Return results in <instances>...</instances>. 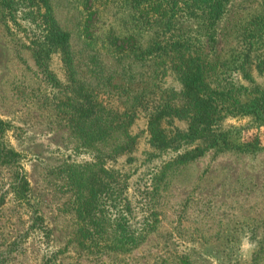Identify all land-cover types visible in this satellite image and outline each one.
I'll return each mask as SVG.
<instances>
[{
  "label": "rangeland",
  "instance_id": "374dc122",
  "mask_svg": "<svg viewBox=\"0 0 264 264\" xmlns=\"http://www.w3.org/2000/svg\"><path fill=\"white\" fill-rule=\"evenodd\" d=\"M167 1L171 18L133 0H47L68 34L51 45L38 0H0L3 141L27 183L16 191L0 164V264H264V121L221 113L227 141L246 149L188 160L202 140L185 138L188 97L162 49L183 40L170 60L199 67L224 105L259 97L264 36L250 30L264 31V0H227L215 42L196 5ZM83 93L121 128L73 132Z\"/></svg>",
  "mask_w": 264,
  "mask_h": 264
},
{
  "label": "trees",
  "instance_id": "16d2710c",
  "mask_svg": "<svg viewBox=\"0 0 264 264\" xmlns=\"http://www.w3.org/2000/svg\"><path fill=\"white\" fill-rule=\"evenodd\" d=\"M181 1L184 5H186V7L195 9V5L197 6V10L200 11L199 15L201 16H199L200 18H198V24L202 25L206 29L208 40H210L209 42H215L217 36L216 24L219 20V17L223 14L224 4L227 0ZM38 2L41 4V7L44 8V19L47 15V20L45 19V23L47 27L48 42L51 45L67 44L68 34L58 30L55 25L52 24V21L49 18L50 15L47 0H38ZM133 4V8L135 10L147 9L148 12L144 14H148V17L155 15L160 17L168 16V18H171L172 16H174V14H176V11L174 10L171 2L167 0H133ZM163 5H165L167 8L163 9ZM201 20H203L204 24L201 23ZM253 23L258 26L257 20H255ZM250 33L252 34V36L250 37H252V39H254L255 41L261 40V38H263L264 36L263 30H250ZM178 41L181 42L183 40L180 39L171 43L169 42L170 44H167L166 47L168 48L169 46H175L177 45L175 43H177ZM182 44H185L187 47H189L188 50H191V48H193L196 52L201 50L203 47L197 45L198 49H196L194 48L193 44H191V42H185ZM166 47L162 48L164 51L163 56H165L168 61L174 64L173 68L179 69L183 95L185 98L188 97L187 100L189 101V107L180 112H185L188 119L185 138L190 141L201 139L203 145L200 149L192 150L188 160L199 157L204 151L208 149H236L238 151H244L246 149V145H243V147L239 145H231V143L227 141L226 134L222 133L221 129H219V125H216V123L217 121L222 119L223 116L221 117V113H223V115L226 114L231 116L237 113L241 115H252L253 118H255V121H264V93H262L259 97H252V99H250L249 101L237 103L234 100H229V102H227V105H224L222 103L228 100L227 97L223 98L224 95L222 93H215L209 90L207 86L208 82L203 79V73L200 68H191L189 69V71H185L184 69H181V67L178 68V66H175L176 64L170 60L168 54L171 53L174 58H179V56L184 55V53H179L176 56L172 49H167ZM200 62L201 64H203L202 61ZM200 67L203 68L202 65H200ZM235 87H237L236 89H241V86L236 85ZM76 94L80 96L79 90H77ZM79 106L80 107L77 116L83 122L81 123V125L71 126V130L73 132H79L80 134L86 133L90 137L94 138H105L113 130L115 131L121 128L120 125H115L112 122V118L116 115H113L110 109H106L105 107L100 106L95 102H91V100L88 99V95L86 93H83V100L80 102ZM97 113H99L98 116ZM218 113L220 116L217 115ZM90 117H94L95 119L93 125L89 121ZM105 117L109 121H102ZM6 128L7 125L5 124V122L0 120V164L14 169L13 188L16 191L23 193L27 190V183L18 164L19 154L12 148L8 147L3 141V133ZM1 203L2 195L0 194V204ZM36 220H39L38 216H36L35 221Z\"/></svg>",
  "mask_w": 264,
  "mask_h": 264
}]
</instances>
